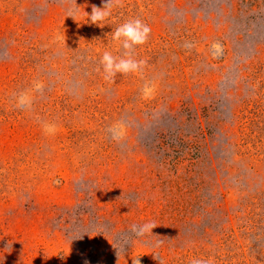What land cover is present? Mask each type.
Masks as SVG:
<instances>
[{"label": "rangeland", "instance_id": "rangeland-1", "mask_svg": "<svg viewBox=\"0 0 264 264\" xmlns=\"http://www.w3.org/2000/svg\"><path fill=\"white\" fill-rule=\"evenodd\" d=\"M106 2L0 0V264H264V0H118L88 22ZM131 18L152 30L143 75L106 81Z\"/></svg>", "mask_w": 264, "mask_h": 264}, {"label": "clouds", "instance_id": "clouds-1", "mask_svg": "<svg viewBox=\"0 0 264 264\" xmlns=\"http://www.w3.org/2000/svg\"><path fill=\"white\" fill-rule=\"evenodd\" d=\"M118 0H107L102 9L93 8L90 16H87L88 22L99 25L105 22L112 15V5ZM151 27L140 18H131L119 24L110 34L114 44L118 46V50H122L120 55H114L112 51L105 50L100 57L99 64L103 69V76L106 81H113L117 74L122 75H143V69L146 65L145 60L135 58V51L138 46L147 43L151 34ZM212 48L215 50L220 48V45L214 43ZM44 85L42 82H34L33 89L35 92L42 91ZM155 91L154 85L151 82H146L142 93L145 99L151 97ZM17 100V107L21 109H29L32 104V96L29 92H21L14 94ZM57 131L55 124L45 123L43 132L47 135H54ZM108 132L112 139H122L125 130L119 123L109 127ZM156 227L152 221L145 222L141 225H132L131 232L137 237H143L146 234H153L152 230ZM211 257L208 258H193L190 264H211Z\"/></svg>", "mask_w": 264, "mask_h": 264}]
</instances>
